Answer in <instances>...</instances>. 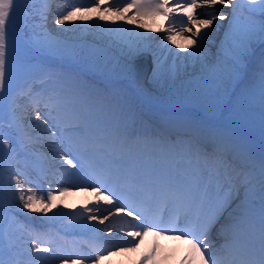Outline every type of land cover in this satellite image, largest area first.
<instances>
[{"label": "snow or ice", "instance_id": "snow-or-ice-1", "mask_svg": "<svg viewBox=\"0 0 264 264\" xmlns=\"http://www.w3.org/2000/svg\"><path fill=\"white\" fill-rule=\"evenodd\" d=\"M20 5L21 0H0V162L3 161L6 154L13 152L19 154L21 148L27 147L24 138L18 135L23 123L22 119L17 116L15 107L9 108L7 118L4 110L5 93H11L8 67V33L11 26L15 23V17ZM217 5L231 9V11L226 13L222 9H218ZM103 7L105 6L100 3V0H91L90 6L72 7L66 13L55 18L54 23L57 26L64 25L77 12H91L93 8L100 9ZM200 7L206 9L202 14L203 18L196 13V9ZM107 9L124 14L132 11L133 15L137 16L146 14L162 15L169 21L167 35L164 37L165 40L174 42L173 33L182 34L187 31L191 33L187 38L191 40L193 45L197 44V38L203 40L207 33L202 35V30L210 28L214 21L229 20V33L227 35L230 40L231 56L229 59L230 71L225 81V91L233 82L239 86L248 80L247 61L252 55L254 44L257 40L264 43V0H174L171 6H169L168 0H122L120 4L107 5ZM178 12L184 13L179 29H177L175 21L170 19ZM100 19H103V17H100ZM82 27L89 26L83 25ZM97 27L117 35H138L143 37V33H136L134 29H124L123 26L110 29L105 25H97ZM48 47L55 48L56 46L48 45ZM198 52L199 49H194L192 53H189L183 59L188 60L190 57L196 56ZM139 53V48H136L129 50L126 55L123 72L128 79L134 80L144 72ZM176 55L179 57V53H176ZM260 67V101L262 110H264V59H262ZM151 70L153 79H155L159 69L153 68ZM25 95L33 104L35 126L41 133L37 139H43V131L47 130L49 137L52 138L50 150L56 153L53 159L60 162V167L63 168L64 173L69 178L83 173L85 170L84 160L81 155L76 153L80 152L81 147H83L84 152H87V144L89 142L81 137L82 143L77 144L75 134L81 133L83 122L88 120L87 113L70 102L54 107L41 97L34 96L32 91L27 92ZM10 103H14V101ZM41 105H43L42 108ZM5 126L14 130L17 135H6L3 131ZM57 141H59V145H57ZM238 147L241 151H247L243 145H238ZM199 150V148H196L197 152ZM111 163L117 165L116 171L119 174L129 179L133 190L147 191V195L143 210L140 207L132 208L130 205H121L117 192L111 188L104 187L103 184L97 181V185L92 190L111 205L115 209L116 214L125 213V208L127 207L129 210L126 215L133 217L137 221L134 225L130 224V227L139 229L138 231L126 233L127 236L132 238L131 240L126 241L121 237L119 243L112 244L107 248H100V252L111 254L112 251H135L143 238L149 234L155 237L172 235L173 239L183 240L188 245V255L184 257L185 264H264V204L261 207V227L258 245L253 240L243 239L242 237L236 240L229 239L223 226L220 229V232L224 233L223 243H212L210 236L213 228L219 224L221 208L212 201L207 187L202 190L199 180L194 183L190 182L180 171H177L176 175L172 176L164 170L165 165L153 163L151 172L148 174L146 182H144L137 180L134 175L126 174L120 158L114 159ZM188 164L191 166L192 161L189 160ZM184 167L182 160H178L175 164L177 170L184 169ZM261 172L264 174V158L261 160ZM19 175L25 174L19 173L11 176V179L15 180V187L9 185L7 203L5 188L0 183V219L4 217L5 211L12 213L16 208H19L22 212L27 209L32 212H43L46 214L55 200L56 193L63 194L69 191L68 187H61L55 190L49 189L46 194L37 197L36 192L31 187L27 190L23 187L24 183H31V181L21 180ZM71 186L77 189L80 187H85L86 189L92 187L91 185L83 184ZM113 197H117L115 204L113 203ZM261 199L264 201V180L261 181ZM198 200L202 203V211L199 213L195 224L187 220L186 217V222L181 227L178 213L176 216L169 218L167 226H163L162 213L160 219L153 218V205L159 208L160 204L166 206L168 203H173L177 208L188 209ZM204 201L207 202L204 203ZM247 201L248 192L245 188L243 196L237 193L233 199L236 207L232 213L233 223L229 225L228 231L241 230L243 228L241 214L248 207ZM229 207H231V204H229ZM85 211L90 212L91 209L86 208ZM97 211H99V208H97ZM58 215L53 213L52 217L48 219L53 220ZM32 219H38V217H33ZM87 219L96 220L98 217L89 215ZM104 219H107V217H104ZM108 231L111 232L112 229L109 228ZM3 235V226L0 224V264H19V261L6 262L3 259ZM39 236L40 234L32 236L31 243L27 248L30 258L28 264H33L34 261L40 259L35 254L48 253L52 255L58 251L52 246L42 247V244L50 245L51 242L41 240ZM124 244L130 245V247H124ZM76 255L78 258L75 259L64 256H53V258L57 259L59 264H85L89 259L91 264H98L102 258L101 255L92 257L79 253ZM154 256L155 248L142 256L140 264H154Z\"/></svg>", "mask_w": 264, "mask_h": 264}, {"label": "bare ground", "instance_id": "bare-ground-1", "mask_svg": "<svg viewBox=\"0 0 264 264\" xmlns=\"http://www.w3.org/2000/svg\"><path fill=\"white\" fill-rule=\"evenodd\" d=\"M33 0H21L20 8L15 17V23L11 26L9 33H8V42L13 45H19L21 42L24 43L27 47L34 49L37 53H40L41 47L47 43L46 40L40 39L37 43L35 39L39 38V33L37 32H30L29 35L24 39L22 37V32L29 27H44L45 24V17L46 14H42V11H47L45 8L42 10H31L28 15L22 17L24 11L22 10V6L28 2ZM77 5L81 6H89L91 4V0H85L84 2L81 0H74L71 1ZM122 3V0L115 2V4ZM169 3V2H168ZM103 5V4H102ZM97 9V8H96ZM100 10V9H97ZM206 10L203 8H198L196 13L198 16L203 18L202 14ZM224 12H230L231 9L224 8L222 10ZM180 12L176 13L179 14ZM127 14H132V11H128ZM176 15L170 19L175 21L177 29L181 26V21H179ZM137 16V15H136ZM103 17V19H100ZM47 18V17H46ZM138 19L143 22L144 25L139 27V25L135 22H129L125 18H118L117 15L113 13V11L104 13V14H97L95 11L91 12H77L75 16L71 17L69 20L65 22L64 25L60 26H46L45 30V37L50 42V44H57L60 47L61 52L63 53H71V56L65 54L66 56H62L63 59L71 58L69 64L71 67L78 68V64L84 55L87 53L89 54L92 52L100 51L106 55L104 59V63L102 65V73L108 74L109 71H113L117 68H124V60L129 50L139 48V58L143 64L144 72L141 73L137 77V81H140L143 84L142 90L139 92L134 91L131 85H127L135 94L139 95V100L143 103L147 104L145 97H152L155 101L159 98L166 99L167 106H171L170 109L172 111H180L185 108V103L188 100L191 93L202 92V87L212 80L213 76L216 74L217 69L221 63V51L224 50V46L229 40L228 33L229 28L228 25L230 23L229 20H223L219 24L215 22L210 28H206L202 30V35L207 33L204 36L203 40L197 38V44L193 45L191 40L188 39L191 33L185 31L184 37H174L179 35L177 33H173V41L165 40L164 37L167 35V28L169 21L164 18L162 15H138ZM83 25H88L89 27H82ZM97 25H105L107 28H118L123 26L124 29H134L136 33H143V37L138 35H117L115 33H109L105 29L97 27ZM194 49H199V52L196 56L190 57L188 60L183 59L185 56H188L189 53H192ZM8 60H9V72H10V80H15L22 82L21 80H25V82H29V78L36 79L40 78L41 76H45V73L48 75L50 70L41 69L37 71L36 61L30 58L29 56H25L24 54L21 56L19 53H14L12 51H8ZM176 53H179V57H177ZM48 54H53L50 51ZM68 56V57H67ZM102 58V57H101ZM16 61L24 63L26 66H29L26 71H16ZM76 66H74V65ZM159 69L156 73V78L153 79V72L151 69ZM30 69V70H29ZM34 70V73L31 74V70ZM36 69V70H35ZM115 73V72H114ZM89 76V75H88ZM124 76V75H123ZM79 77V76H78ZM92 79H100V72H96L93 76H89ZM125 80V78H121ZM63 90L70 91L73 95L76 93L73 92V88H75L78 95L72 96L73 98L81 99L80 105L87 109H94V113L96 115L91 117V114L86 111L88 115V120L83 122L82 131L79 134H75V141L77 144H81V137L85 139H94V143H88V153L90 154L87 158H82L85 163L84 172L90 174L91 176H95L96 180L99 182H104V177L110 174V168L112 171V176L110 179L115 180V176H120L121 186L125 187V182L130 183L129 179H126L124 175L119 174L116 171L117 165H113L111 162L110 156H107L104 160H100L97 158L95 160L91 154L98 153L97 151L103 147L102 139H108L110 143L119 145L120 138H123L124 135L131 138L135 136V130L132 129L128 135L121 132L120 135L117 137L113 133V128L115 126L114 117L115 116H106L103 117L105 111L102 108L96 110V106L99 104L97 102V97L95 96V100H92L93 91L89 89L88 91H80L78 90L71 81L63 82ZM135 86V83H133ZM16 90V91H15ZM11 91H14L18 94L26 96L25 94L29 91H32L34 96L39 97L37 92L31 89L30 85L23 87H11ZM38 92H44L45 99L47 100L50 98L52 106H58L63 104L61 101H57L56 96H54L53 91L49 89H42ZM46 92V93H45ZM79 95L81 98H79ZM51 96V97H50ZM108 103V102H106ZM22 104V103H21ZM101 105H103L100 102ZM109 105V104H108ZM121 104L114 106H109L108 108L111 110L116 111H125L127 107L118 108ZM148 105V104H147ZM77 106V105H76ZM10 107H15L16 114L20 113V109L18 107V103L16 105L8 107H4L6 118L7 113ZM105 118V123L101 122V118ZM6 135H17L14 130L7 128V126L3 129ZM149 131L145 132V135H148ZM81 137H80V136ZM133 139V138H131ZM29 142H33L36 139H27ZM181 142L180 139H177L176 142ZM134 140L130 141L129 148L134 146ZM180 144H177L179 146ZM82 148V147H81ZM120 152V151H119ZM100 154V153H98ZM117 159V158H116ZM194 164H196V171L199 172L202 169L201 166V159L196 158L194 160ZM124 168L127 167L128 170L125 172L126 174L134 175L135 178L139 181H144L141 178L140 174L130 166V161L123 162ZM32 169V166L24 161L21 153L17 154V152H13L11 154H6L2 162H0V183L3 184L5 188V196H6V203L8 197V188L9 185L15 187V180L11 179L12 175H16L19 173H24L25 175H19V179L23 178L24 180L31 181V176L29 175V171ZM70 171H72L70 169ZM6 172H11L6 174ZM40 176L46 177H53V183H62L64 181L63 178L54 175L51 173L47 176V173L37 171ZM214 172V169L209 167L207 169V174L204 178L203 183L201 184V188L203 190L204 187H207L208 192L212 185L213 178L211 174ZM186 175V174H185ZM184 175V176H185ZM21 177V178H20ZM45 179V178H43ZM190 182H195L197 179L192 174L191 179L188 178ZM70 183V180H66V182ZM113 182V181H112ZM36 192L37 197L46 194L37 182L31 181V183H26ZM23 187L27 190L28 188L23 184ZM61 187H66L64 184ZM58 188V189H59ZM145 192H140L139 194L145 196L147 194ZM85 193L83 191H77L75 187H70L69 191L63 194L56 193L55 200L50 205L48 212L45 214L43 212L36 213L31 212V215H39L46 218L52 217L53 213L59 214L53 221L57 223H61L63 228H56L51 227L50 224L45 225H34V224H27L22 218H19V215L12 212L9 213L5 211L7 214V221L6 226L10 230H15L17 233L13 234L11 238L13 240L19 242L20 244H27L30 245L31 241L28 237L36 236L40 234L39 238L41 240L50 241V246L55 247L58 252H61L62 256L64 257H72L78 258L76 254H82L84 256L92 257L86 253L80 252L78 249H72L67 247L64 249L63 246L60 244L58 245L57 242L46 232L47 228H51L55 232L56 238H58L63 244L71 245L70 242H81L83 246H89L93 252L99 253L102 255V258L99 260L98 264H128L126 261L130 256H138L139 250L136 249L135 251H122V253H114L104 255L103 252H100V248H107L108 245L111 243L116 244L119 243L116 239L118 232L117 230L112 227V223L107 221L106 223H102L100 225H96L98 222L106 220L104 217L114 218V214H110L113 212L112 209L107 208L106 206H102L104 204V200L96 193L93 194H82ZM250 194V193H249ZM250 206H256L257 200L260 197V194L252 191L250 194ZM212 201L216 204L218 200V196H214L211 198ZM79 204H93L96 205L92 209V213H87L83 215L74 214H66L64 215L63 212L69 209L70 207L79 205ZM164 205V204H161ZM99 208V211H97ZM165 212L169 214L171 217H174L179 214L180 222L185 223L186 217L187 220L194 221L195 217L200 213L202 210V203L201 201H197L192 206V214L190 216L184 215L185 209L184 208H177L173 203H168L165 207ZM27 210V209H25ZM30 211V210H27ZM89 215L96 216L98 219L96 220H88L87 217ZM158 217L159 214H156ZM14 217L17 218V221H13ZM116 218V217H115ZM11 219V220H10ZM53 226V225H52ZM111 228L112 231L109 232L108 229ZM64 230V231H63ZM101 238V239H100ZM149 238H153L152 235H149ZM155 239V237L153 238ZM156 240V239H155ZM167 242L174 241L171 250H175L177 248L183 247L186 243L183 240H176L172 237H167ZM143 245V244H142ZM124 247H130L128 244H124ZM144 248L147 247V238L144 240ZM21 251V250H18ZM16 253V251H15ZM22 253V252H21ZM25 256H28L27 253H22ZM42 254L44 256V260L46 263L50 264H59L58 260H55L53 256L58 255H50L48 253H39L35 255ZM29 257V256H28ZM159 260V256H154V264ZM44 262V263H45ZM168 264H177L176 262L172 261L171 259L166 260ZM85 264H91V260H87ZM185 264V262H184Z\"/></svg>", "mask_w": 264, "mask_h": 264}, {"label": "rangeland", "instance_id": "rangeland-1", "mask_svg": "<svg viewBox=\"0 0 264 264\" xmlns=\"http://www.w3.org/2000/svg\"><path fill=\"white\" fill-rule=\"evenodd\" d=\"M21 35L23 38L26 37L25 34ZM42 37L47 43L41 47L40 53L27 47L22 42L19 45H13L8 42V51L19 53L21 56L24 54L34 59L36 61L37 71L41 69H45V71L50 70L48 75L45 73V76H41L39 79L29 78V82H25V80H21L22 82H20L17 79L11 80V87H20L22 85L25 87L30 85L31 89L35 91L49 89L53 91L54 96H56L55 99L58 102H70L77 105L84 112H89L91 117L96 115L93 108L85 111V108L79 104L81 99L72 97L78 95L75 88L72 89L76 93L73 95L71 90L68 92L64 91L63 83L59 82L71 81L82 92L91 89L94 97L92 100H95V96H98L97 102L99 104L96 106V110L99 108L104 109L105 113L103 117L108 115L109 117L116 116L117 119L114 127L118 130L129 131L136 120L135 123L139 127V131H144L148 127L149 132L153 133L151 125L155 124L158 119V113L163 117L161 118L162 122L158 124L159 126L163 124L166 126L174 124L173 127H177L175 130L177 129L178 131L184 128L191 129L188 131L197 130L201 137H204L202 133L210 132L209 134L219 137L227 143H231L234 151L242 154L244 158H247L245 162L257 174L259 184L264 180V174H262L261 165H259L262 158H264V110H262L260 101V65L262 59H264V43L257 40L254 44L252 55L247 61L248 80L239 86L233 82L228 86L227 91H225V81L230 71L229 59L231 56L229 48L230 40H228L223 48L224 50L221 51L222 61L212 80L202 87V92L198 90L190 94L185 103V108L174 112L170 109L171 106H167L166 99L164 98H159L155 101L152 97H145L148 105L140 101V96L135 94L127 85H131L134 91L139 92L142 90L143 84L137 81V78L134 80L126 78L123 68L115 69V73L112 71L109 79H105L104 77H99L100 79L97 80L90 78V75L93 76L96 72H100V68L106 57L103 52L87 53L84 55V59L80 60L81 65L78 68L74 70L71 68L65 69L64 65L67 63L63 61L62 56H66V53L61 52V48L57 44H50L44 35ZM38 41H40V38L35 39L36 43ZM48 45H55L56 47L50 48ZM50 51L53 54L45 55ZM28 67L22 62L16 61V71H26ZM30 73L33 74L34 70L32 69ZM121 78H125V80ZM133 83H135V86ZM15 93L14 91H11L10 94L5 93V108L10 97H13ZM44 95L41 96L42 99L47 97ZM79 98H81L80 95ZM118 104H121L118 108L126 106L127 109L117 112L116 110L108 108L109 106H114L115 108ZM103 117L100 120L102 123H105V118ZM238 145H243L247 151H241ZM6 221L7 214L4 213V217L0 219V224H2L4 230L3 259L6 262L19 261V264H28L30 258L22 254L23 251L22 253H15L17 250L15 243L18 245L20 243L13 240L11 236L17 232L8 229V225L6 226L5 224ZM13 221H17V218L14 217ZM151 243L152 240L147 241L148 246ZM152 250L153 248H150L148 252ZM36 256L40 257V259L34 261L33 264H50L49 262H45L42 254Z\"/></svg>", "mask_w": 264, "mask_h": 264}]
</instances>
